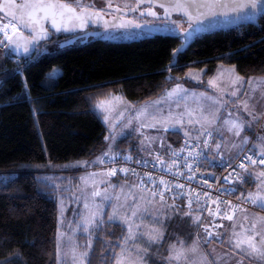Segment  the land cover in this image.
<instances>
[{
    "label": "trees",
    "instance_id": "obj_1",
    "mask_svg": "<svg viewBox=\"0 0 264 264\" xmlns=\"http://www.w3.org/2000/svg\"><path fill=\"white\" fill-rule=\"evenodd\" d=\"M184 21L185 28L165 27L133 40L83 37L28 60L20 58V69L8 49L0 72L1 264H58V190L40 173L46 166L91 158L107 145L100 100L121 94L139 105L178 83L210 89L206 80L221 64L234 66L244 78L264 76V13L259 24L197 36L176 56L190 25ZM57 66L61 71L54 75ZM191 68L205 69L202 82L187 77ZM171 135L180 145V132ZM128 147L135 152L130 134L116 142L117 149ZM128 231L110 218L108 209L96 228L87 264H117ZM173 241L167 237L158 251L167 257ZM155 257L150 263L168 264Z\"/></svg>",
    "mask_w": 264,
    "mask_h": 264
},
{
    "label": "rangeland",
    "instance_id": "obj_2",
    "mask_svg": "<svg viewBox=\"0 0 264 264\" xmlns=\"http://www.w3.org/2000/svg\"><path fill=\"white\" fill-rule=\"evenodd\" d=\"M77 7L100 9L107 14H115L116 8L134 6L131 0H69ZM152 13H155L154 15ZM136 23L134 27H113L102 33V37L110 40H133L153 35L159 28L179 26L185 28L184 18L174 16L166 18L159 8L143 6L138 12L127 15ZM2 19L0 27V72L3 58L9 56L8 42L20 29L12 20ZM15 23V24H14ZM59 47L56 42L49 41L42 51ZM33 57H28L26 60ZM16 67L21 68L23 59L14 58ZM61 71L55 67L54 75ZM197 73L189 72L187 76L197 79ZM201 75V73L199 74ZM223 77V76H222ZM179 86V87H178ZM214 88V87H213ZM162 101L138 105L120 97L101 100L98 108L105 112L108 127L107 145L96 154L95 158H84L63 166H46L41 170L43 179L52 183L58 190L59 222H58V264H87L88 257L96 236V228L110 209V218L128 226V235L117 254V264H153L151 258L165 260L168 264L177 261L171 245L170 257L163 256L158 250L168 237L174 241L184 242L192 238L190 234L197 230L201 221L200 212L182 208L169 198L161 200V196L143 188L133 177L118 179L104 168L90 170L97 160L104 159L112 153L132 154L130 147L116 148V142L126 134L135 140V154L152 157L160 149H175L179 146L171 132L178 131L181 136L200 139L205 129L215 136V147L224 155L236 150L243 142H253V147L264 154V84H255L244 94L241 101L227 98V92L215 86L214 90L174 85L167 90ZM225 121H235L241 125L239 135L235 129L225 125ZM257 131V137L252 140ZM247 143V144H248ZM75 174L76 177H75ZM245 176L251 177L255 185H242L240 195L254 198L264 197V165L249 164L245 168ZM99 193V195H94ZM257 208L264 209L259 203ZM139 211L133 216V211ZM254 208H239V218L243 223H236L243 238L252 239L250 234L255 227L264 225V212ZM237 212V211H236ZM218 227L213 235L214 246L221 242L225 223ZM174 228L176 230H174ZM195 228V229H194ZM194 238V237H193ZM195 240V239H194ZM206 242H210L206 240ZM173 243V242H172ZM225 248L226 246H222ZM177 247V246H176ZM175 247V248H176ZM191 250L200 264H221L213 250H206L198 240L193 241ZM189 253V250L187 251ZM197 253V254H196ZM187 258L183 256L182 258ZM169 259V261H168ZM243 260L235 259L231 264H243ZM2 262L0 261V264ZM4 264V263H3ZM176 264V263H175Z\"/></svg>",
    "mask_w": 264,
    "mask_h": 264
},
{
    "label": "built area",
    "instance_id": "obj_3",
    "mask_svg": "<svg viewBox=\"0 0 264 264\" xmlns=\"http://www.w3.org/2000/svg\"><path fill=\"white\" fill-rule=\"evenodd\" d=\"M1 18L10 19L3 14ZM2 26L0 19V27ZM256 137L257 131L252 140L255 141ZM205 140L208 141L207 147L204 146ZM214 143L215 136L212 133L211 136L204 134L199 140L183 137L177 148H162L152 157L112 153L101 162L91 165L90 170L104 168L110 174L115 170L114 176H131L143 188L158 196L162 194L164 198L183 202L190 211L201 214L198 237L203 241H211L223 221L228 216L233 217L239 208L258 209L255 203L237 193V186L247 165H264L260 163L264 154L253 147V142L248 143L235 158L212 157L210 152ZM173 153L177 155L173 156ZM246 157L255 163H251ZM241 163L243 168L239 167ZM186 164L191 165V170ZM225 177L228 178V183L225 182ZM161 180L165 183L161 184ZM178 185L183 187H177ZM258 210L264 212V209ZM208 233H212V236L209 237Z\"/></svg>",
    "mask_w": 264,
    "mask_h": 264
},
{
    "label": "water",
    "instance_id": "obj_4",
    "mask_svg": "<svg viewBox=\"0 0 264 264\" xmlns=\"http://www.w3.org/2000/svg\"><path fill=\"white\" fill-rule=\"evenodd\" d=\"M133 1L136 2L134 6L118 8L116 15L108 16L103 10L91 7L79 8L68 0H40L45 5L54 4L56 6V20L60 28L57 30L52 26L50 19H43V12H35V18H33L29 15L33 9L23 7L25 4H34L37 0H0V13L16 22L20 27V30L10 38L8 49L17 58H28L36 55L39 45L52 40L54 35L83 33L82 37L88 39L92 36H101L104 31L113 27H134L136 23L128 18H123L121 13H135L143 6H151L159 8L161 14L166 18L180 16L189 22V27L184 31L186 40L178 49L179 51H176L175 55L177 56L178 52L187 49L197 36L231 29L247 23L259 24V19L264 13V0H258L256 8L249 6L236 11H233V8H236L244 0H195L194 3L193 0ZM61 5L67 7L62 8ZM69 9H74L75 12H71ZM60 13H63V18ZM77 16L79 19L75 18ZM69 17L73 19L69 20ZM82 21L87 22L81 27ZM76 41L77 38L72 37L60 45L64 46ZM25 48L28 51H25Z\"/></svg>",
    "mask_w": 264,
    "mask_h": 264
},
{
    "label": "crops",
    "instance_id": "obj_5",
    "mask_svg": "<svg viewBox=\"0 0 264 264\" xmlns=\"http://www.w3.org/2000/svg\"><path fill=\"white\" fill-rule=\"evenodd\" d=\"M193 71H194V73L198 72L197 79L194 80L193 78H190L189 76H187V77L191 81L202 82L204 80L205 69L191 68V69H189L188 73L189 72L191 73ZM200 73H201V75H199ZM206 82H207L206 86L209 87L210 89L204 88L203 91L214 90L215 86H217L218 88H221L222 90L227 92V95L225 94V96L227 98L230 97L231 99L241 101L244 94L246 93V91L249 88L253 87L255 84H257L259 86L261 84H264V76H254L251 78H244L243 76H241L238 73V71L236 70V68L234 66L221 64L218 66L215 73L213 75H211L206 80ZM180 84H185V83H178V85H180ZM185 85H187V84H185ZM190 87L192 88L193 86H190ZM167 93L168 92L166 91L162 96H160L156 99L146 101L142 104L147 105L148 103L155 102L156 100H158V103H160V101H162L161 100L162 97H164ZM119 95H121V94H114L110 97L111 98L112 97H120ZM112 99H114V98H112ZM99 102H98V104H99ZM98 104H97V107H98ZM142 104H139V105H142ZM99 111L103 114L104 120H105V112L102 109H99ZM202 137L203 136H201L200 139ZM249 140H250V138H249ZM249 140L246 139V141L243 142L236 150H234L232 152H228L227 155H224L223 151L221 149H217L215 147V143H214V146L212 147L210 154L214 158H219V157L235 158L237 155L240 154V152L247 145ZM95 157H96V155H94L91 158H95ZM102 160H104V159L99 158L96 163H99ZM242 185L253 186V185H255V181L253 180V178L246 177L244 174V176H243L242 180L239 182L237 188H239V186H240L242 189ZM241 189H240V191H241ZM238 213H239V211L237 210V212L233 215L232 219L229 220L227 222V224L225 223L224 232L222 234L223 237L221 239V242H218V245L214 246L215 242L212 240L210 242L203 241L198 237L197 233H194V236H193L194 238L192 237L191 239H187L184 242L173 241V243H171L169 248H168V250H169L168 257H170V255H171V245H172V247L174 246L173 253L174 252L180 253L179 259H177V261H175L176 264H200L196 260L195 253L191 250L192 249L191 245H192L193 241L198 240L204 249L213 250L215 256L217 258H219V257L221 258V264H231V263H233V261H235L236 258L239 259L240 261L243 260L244 261L243 264H264V225L260 224L262 226L255 227L252 230V232L250 234L252 239H248L247 237L243 238L241 235L242 232L239 231L240 227L237 228L234 226L236 223H243L242 219H238L240 217ZM263 221H264V219H263ZM237 243L240 244V247H236ZM220 244H222V246H226V247L221 248V246H219ZM188 250H189V253H187ZM182 255L183 256L188 255V257L182 258ZM168 261H169V259H168ZM175 263H173V264H175ZM239 264H241V263H239Z\"/></svg>",
    "mask_w": 264,
    "mask_h": 264
},
{
    "label": "snow or ice",
    "instance_id": "obj_6",
    "mask_svg": "<svg viewBox=\"0 0 264 264\" xmlns=\"http://www.w3.org/2000/svg\"><path fill=\"white\" fill-rule=\"evenodd\" d=\"M195 2V0H193V3ZM257 3H258V0H244V2L238 4V6L236 8H233V11H236L238 9H243L245 7H252V8H256L257 7ZM204 6V5H202ZM23 7H31L33 9V12H30L29 15L32 16L33 18H35V12H43L44 13V16H43V19L45 20H48L50 19L51 21V24L54 28H56L57 30H60L58 24H57V20H56V11H55V5L54 4H43L42 2H40V0H37L36 3L34 4H25ZM62 8H66L67 6L66 5H61ZM69 11L71 12H75L74 9H69ZM153 15L155 13H152ZM188 14V13H186ZM190 15V14H189ZM60 16L61 18H63V13H60ZM76 19H79V17H75ZM73 19L72 17H69V20ZM39 21L37 20V23ZM87 21H82L81 23V27L84 25V23H86ZM123 26V25H122ZM43 31V29H42ZM25 51H28L27 48H25ZM179 51V50H177ZM179 87V86H178ZM225 125L229 126L230 127V130H233L235 129V134L236 135H239V129L241 127L240 124H238L237 122L235 121H225ZM203 134H206L208 136H211V131L208 130V129H205V131L202 133ZM204 146L207 147L208 146V141L205 140L204 141ZM197 147H199V145H197ZM217 148H219V145L217 146ZM177 155L176 153H173V156ZM245 159H248L251 163H255V161H252L251 158L249 157H246ZM260 163L264 164V159H262L260 161ZM186 166L189 168V170H191V165H187ZM240 168H243L244 165L243 163H241V165H239ZM122 171H127L125 169H122ZM113 175L115 174V170H113ZM231 175V174H230ZM264 175V174H262ZM225 182L228 183L229 180L227 177L224 178ZM161 184H164L165 182L163 180L160 181ZM177 187H183L182 185H178ZM261 190H264V185L261 186ZM94 195H99V193H94ZM153 196H155V193L152 194ZM163 199V196L161 194V200ZM247 199L252 202V203H259L262 207H264V197H259V194L257 193V198H254L252 196V194H249V196L247 197ZM139 211V208H137L135 211H133V216H135L137 214V212ZM227 219L231 220L232 217L231 216H228ZM208 236L211 237L212 236V233H208ZM236 247H240V244L237 243ZM180 257V253H177L176 254V259H179Z\"/></svg>",
    "mask_w": 264,
    "mask_h": 264
},
{
    "label": "flooded vegetation",
    "instance_id": "obj_7",
    "mask_svg": "<svg viewBox=\"0 0 264 264\" xmlns=\"http://www.w3.org/2000/svg\"><path fill=\"white\" fill-rule=\"evenodd\" d=\"M69 1V0H68ZM70 2V1H69ZM136 4V2L134 1V5ZM120 8V7H119ZM117 9L118 8H116V12H115V14H108V16H114V15H116V13H117ZM121 15H122V17L123 18H127L128 16V14H125V13H121ZM90 29H92V28H90ZM20 30V29H19ZM18 31V30H17ZM82 34L83 33H77V34H74V35H65V34H59V35H54V37H53V39L52 40H50L51 42L53 41V42H56V43H58L59 45L62 43V42H64V41H66V40H69L70 38H72V37H76L77 38V40H79V39H83V37H82ZM49 41H46V42H42L40 45H39V48H38V52L36 53V55H38L39 53H41V52H43L42 51V49H43V46L46 44V43H48ZM36 55H34L33 57H35Z\"/></svg>",
    "mask_w": 264,
    "mask_h": 264
},
{
    "label": "bare ground",
    "instance_id": "obj_8",
    "mask_svg": "<svg viewBox=\"0 0 264 264\" xmlns=\"http://www.w3.org/2000/svg\"><path fill=\"white\" fill-rule=\"evenodd\" d=\"M12 21H13V20H12ZM15 23H16V22H15ZM15 23H14V24H15ZM15 25H17V23H16ZM46 50H47V49H46Z\"/></svg>",
    "mask_w": 264,
    "mask_h": 264
}]
</instances>
